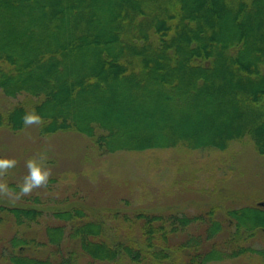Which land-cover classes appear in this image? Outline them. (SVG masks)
<instances>
[{
	"label": "trees",
	"instance_id": "16d2710c",
	"mask_svg": "<svg viewBox=\"0 0 264 264\" xmlns=\"http://www.w3.org/2000/svg\"><path fill=\"white\" fill-rule=\"evenodd\" d=\"M0 91L21 97L0 127L18 132L35 110L39 135L75 132L101 155L222 151L246 139L264 156V0H0ZM1 210L18 225L41 217L34 207ZM226 212L237 239L264 232L263 206ZM113 213L118 224L106 227L82 208L54 211L60 224L44 226V242L11 238L7 263L76 264L80 254L90 264H173L179 249L183 264L264 263V250L212 240L217 222L183 244L174 234L186 218ZM121 227L127 240L112 241L106 228Z\"/></svg>",
	"mask_w": 264,
	"mask_h": 264
},
{
	"label": "rangeland",
	"instance_id": "374dc122",
	"mask_svg": "<svg viewBox=\"0 0 264 264\" xmlns=\"http://www.w3.org/2000/svg\"><path fill=\"white\" fill-rule=\"evenodd\" d=\"M20 99L7 98L0 91V113ZM0 156L17 161L0 177L9 185L8 192L0 193V264H8L7 258L13 255L10 243L13 236L20 234L44 242V226L60 224L53 216L54 211L72 208H82L91 219L104 217L106 227L118 224L110 217L114 211L119 215L144 211L167 219L186 218L184 227L174 234V240L183 244L197 232L205 234L211 225L218 227L213 224L217 222L221 227L212 231V240L233 239L234 246L264 250V232L258 231L250 237L244 234V239H237L235 223L226 212L229 208L264 207V156L256 153L246 139L234 141L222 151L174 148L101 155L91 140L78 133L43 136L38 134L34 122L18 132L0 127ZM33 157L47 159L45 166L51 169V176L46 185L22 194L19 187L29 171L27 161ZM13 207L38 208L39 223L16 224L10 214L1 210ZM120 229L115 234L106 228V234L112 241L117 237L127 240L128 229ZM70 249L69 245L64 248L67 252ZM27 252L39 254L33 248ZM187 253L186 249L174 251L173 264H183ZM78 255L76 264H90L89 259ZM207 264L264 263L255 256L245 255Z\"/></svg>",
	"mask_w": 264,
	"mask_h": 264
},
{
	"label": "clouds",
	"instance_id": "9594fccd",
	"mask_svg": "<svg viewBox=\"0 0 264 264\" xmlns=\"http://www.w3.org/2000/svg\"><path fill=\"white\" fill-rule=\"evenodd\" d=\"M25 124H31L34 122H41L43 117L35 110L26 112L23 116ZM17 163L15 158L0 156V177L5 175V170L14 167ZM47 159L42 158L37 160L33 157L27 161L28 173L24 176L23 183L19 187V192L22 194L30 193L34 188L46 185L51 176V169L46 167ZM9 191V185L0 180V193H6Z\"/></svg>",
	"mask_w": 264,
	"mask_h": 264
}]
</instances>
